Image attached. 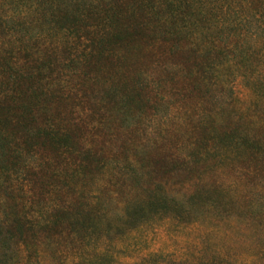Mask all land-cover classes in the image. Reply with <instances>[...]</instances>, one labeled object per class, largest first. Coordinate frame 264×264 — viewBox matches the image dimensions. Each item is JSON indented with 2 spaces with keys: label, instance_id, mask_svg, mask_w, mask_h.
Returning a JSON list of instances; mask_svg holds the SVG:
<instances>
[{
  "label": "trees",
  "instance_id": "1",
  "mask_svg": "<svg viewBox=\"0 0 264 264\" xmlns=\"http://www.w3.org/2000/svg\"><path fill=\"white\" fill-rule=\"evenodd\" d=\"M115 1L104 0L102 7L97 6L102 11L91 0L7 1V8L0 15V35L6 40L0 43V49L7 47L0 59V78L6 77L11 85L0 90L1 159L5 155L9 158L16 146L6 135L17 132L22 133L21 144L25 146L31 145L30 140L35 143L46 139L51 144L61 141L71 148L68 136L57 138L49 125L40 132L33 129L34 113L45 108L41 102L43 89L35 85L42 78L28 66L29 52L43 46L50 26L62 34L85 33V40L97 46L140 34L136 25L130 30L127 27V33L125 27L117 25L120 6ZM130 1L129 18H134L136 6L144 7L160 23V41L152 43H176L177 49L178 42L185 38L182 21L192 12L190 40L186 44L193 46V78L205 82L204 93L210 106L219 109L231 105L235 112L228 121L231 127L209 137L214 140L209 148L191 152L196 158L216 153L215 160L222 165L214 167L216 179L211 183L198 181L178 194L156 183L158 192L152 188L149 194L127 199L117 214H109L100 202L101 183H94L84 194L67 197L63 206L48 213L42 208L35 215L2 211L0 264H120L118 244L125 232L128 236L171 224L192 232L196 250L191 254L156 250L145 253L133 264H264V73L253 74L244 67L237 69L236 75L231 72L232 67L240 68L258 51L257 27H249V23L264 12V0ZM91 18L97 20L87 22ZM33 19L40 26L30 34ZM260 61L264 69V60ZM236 79L250 88V99L239 106L232 87ZM209 87L216 91L209 93ZM256 107L260 116L250 110ZM241 121L247 126L243 131L238 128ZM251 128L257 129L256 135L250 133ZM246 161L254 163L244 175L232 179L226 176L232 164ZM89 170L90 163H76L71 176L83 177ZM149 173L143 166L129 163L122 174L138 183L142 175ZM248 176H254V180L250 182ZM40 202L38 197L33 205L39 206Z\"/></svg>",
  "mask_w": 264,
  "mask_h": 264
},
{
  "label": "rangeland",
  "instance_id": "2",
  "mask_svg": "<svg viewBox=\"0 0 264 264\" xmlns=\"http://www.w3.org/2000/svg\"><path fill=\"white\" fill-rule=\"evenodd\" d=\"M7 1L0 0V15L7 8ZM91 1L96 8L104 4V0ZM115 3L120 6L117 25L125 27L126 33L127 27L130 30L136 25L141 29L140 34L97 46L85 40V33L62 34L50 26L43 46L29 52L28 66L42 78L35 85L43 89L41 102L45 108L34 113L33 129L40 132L49 125L57 138L68 136L72 146L66 148L61 141L51 144L46 139L35 143L30 140L31 145L25 146L21 144L22 133L7 134L16 146L12 147L9 158L7 155L0 158V212L24 211L35 215L42 208L48 213L58 205L63 206L67 197L84 194L94 183H101L100 202L109 214H117L127 199L149 194L152 188L158 192L156 183L178 194L198 181L211 183L216 179L214 167L222 166L215 160L216 153L212 151L199 158L193 153L195 148H209L214 143L209 137L231 127L228 121L235 112L231 105L219 109L210 106L204 93L205 82L193 78V46L186 44L190 40L192 12L182 21L185 38L178 42L177 49L179 46L173 42L171 46L152 43L160 41V23L144 7L136 6L131 19V1ZM97 9L102 11L100 7ZM96 20L91 18L87 22ZM255 20L250 21L249 27H257L258 51L240 64V68L232 67L234 75L241 67L253 74L264 73L260 63L264 60V12ZM39 26L33 19L30 34ZM101 29H98L100 34ZM3 41L6 42L0 35V43ZM5 50L4 46L0 59ZM10 85L6 77L0 78V90ZM232 87L239 100L236 105L247 103L249 86L236 79ZM208 90L216 91L210 87ZM250 110L260 116L259 108ZM245 126L241 121L238 128L243 131ZM256 132L257 129H250L251 134ZM196 139L199 141L195 146ZM76 163H90L91 170L83 177H72ZM129 163L143 166L151 173L142 175L136 183L122 174ZM251 163L254 162L232 164L226 176L232 179L244 175ZM247 179L252 182L254 176ZM38 197L41 202L35 206L33 202ZM223 228L227 229L228 225L224 224ZM193 238L196 237L191 231H183L176 224L135 231L128 236L125 232L119 239L117 257L120 264H133L145 253L156 250L191 254L196 250Z\"/></svg>",
  "mask_w": 264,
  "mask_h": 264
}]
</instances>
